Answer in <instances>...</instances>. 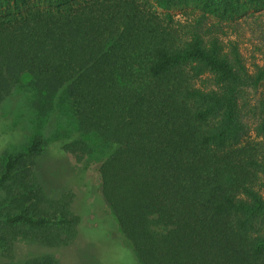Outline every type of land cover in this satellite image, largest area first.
I'll use <instances>...</instances> for the list:
<instances>
[{"label":"trees","instance_id":"16d2710c","mask_svg":"<svg viewBox=\"0 0 264 264\" xmlns=\"http://www.w3.org/2000/svg\"><path fill=\"white\" fill-rule=\"evenodd\" d=\"M176 9L191 11L181 19ZM262 9L264 0H0V104L27 75L38 109L66 107L107 148L100 198L81 194L84 213L75 193L51 198L39 183L41 135L4 153L0 264H58L45 251L17 259V243L69 247L98 203L142 264H264V97L258 140H243L241 103L264 82V53L248 67L222 25ZM62 149L77 162L91 150L83 140Z\"/></svg>","mask_w":264,"mask_h":264},{"label":"rangeland","instance_id":"374dc122","mask_svg":"<svg viewBox=\"0 0 264 264\" xmlns=\"http://www.w3.org/2000/svg\"><path fill=\"white\" fill-rule=\"evenodd\" d=\"M186 11V12H184ZM190 9L171 12L183 19ZM184 12V13H183ZM229 38L237 39L240 51L248 67L262 63L264 53V9L249 11L232 20L222 21ZM29 76L24 75L20 84L0 104V162L4 153L24 149L35 135L45 141L44 150L37 159V176L47 196L58 198L66 192L78 197L75 208L85 212L83 204H93L100 198V178L97 171L100 161L106 156L105 144L94 135H84L77 130L76 120L65 107L42 112L36 106L38 96L28 86ZM264 97V82L256 89H245L243 121L246 125L243 140L260 139L257 124L259 101ZM255 110V111H254ZM255 112V113H254ZM73 140H83L90 153L80 162L63 151L62 145ZM83 216L82 236L69 247L41 249L26 241H19L16 258L25 259L33 253H53L58 264H142L131 246L125 241L115 224L112 214L104 203H98ZM99 217L98 224L92 221ZM111 232L110 237L108 236Z\"/></svg>","mask_w":264,"mask_h":264}]
</instances>
